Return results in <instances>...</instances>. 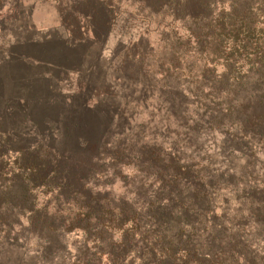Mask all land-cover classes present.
<instances>
[{
	"label": "rangeland",
	"instance_id": "rangeland-1",
	"mask_svg": "<svg viewBox=\"0 0 264 264\" xmlns=\"http://www.w3.org/2000/svg\"><path fill=\"white\" fill-rule=\"evenodd\" d=\"M215 1L218 10L233 2L264 14V0ZM150 4L0 0L1 178L14 186L9 170L22 149L33 158L17 162L31 163L35 184L33 204L11 207L18 215L10 221L19 223L0 225V264H140V238L123 254L120 232H102L97 218L71 220L77 202L89 198L96 215L104 216L102 204L143 214L140 229L155 237L183 232L195 212L211 211L217 241L238 240L247 257L264 264V86L248 79L230 112L201 105L196 71L178 58L179 48H166L154 25L172 9ZM92 21L103 31L87 29ZM72 23L84 29L70 31ZM146 147L165 157L153 162ZM155 162L173 163L171 174L189 173L168 192ZM35 213L48 216L39 223ZM161 215L167 219L158 225Z\"/></svg>",
	"mask_w": 264,
	"mask_h": 264
},
{
	"label": "trees",
	"instance_id": "trees-1",
	"mask_svg": "<svg viewBox=\"0 0 264 264\" xmlns=\"http://www.w3.org/2000/svg\"><path fill=\"white\" fill-rule=\"evenodd\" d=\"M147 1L151 3L150 5L154 9H159L157 5L161 8L166 5L165 7L172 9L173 16L172 14L168 15L172 17L166 21L157 22V24L155 22L154 25L155 28L160 29L162 41L166 42V48L170 52L179 48L178 58L185 59L183 64H187L185 67L188 69L191 68L190 72L196 71L197 76L194 75L191 78H196L198 81L195 93L201 105L202 102L205 103V106L208 104L212 106L211 103L215 106L224 105L225 110L230 112L234 109L228 105L234 101L235 92L243 87L248 79H258L260 82L258 86H264V14L262 17L256 16L254 6L238 8L233 2H230L228 9L223 10L221 4V9L218 10L219 2L215 1L211 4V0ZM79 13L80 11L77 12V18H80L78 17ZM185 16L187 18H184ZM77 20L79 21V19ZM94 23L95 21L89 22L86 28L93 30L95 34H99L98 32L103 31V29L99 31V24ZM147 23L152 24V19H148ZM81 27L83 26H75V23H72L69 29L70 31L72 28L79 30ZM83 29L84 27L80 31ZM147 30L149 31L150 28ZM170 69H166L167 74H170ZM184 72L185 70L182 72L183 75ZM206 108L208 109V107ZM262 117H257L258 120L255 122L259 123ZM6 139L3 137L2 141L5 143ZM143 151L144 153L145 151L148 152L153 162L154 158L159 157L156 155H162L161 158L165 157L163 153L165 150L162 152L160 149L146 147L143 148ZM32 158V155H27L22 149L19 150L14 162L15 166L9 170L10 176L13 177L14 186H4V180L1 177L7 172L4 167L1 166L0 168V225L19 223V221H10L12 214L18 215V212L13 211L11 207H26L24 205H31L34 202L30 190V185H35L34 182L30 181L32 167L29 164L31 163L19 164L17 162V160L29 161ZM168 160H172V158ZM171 164L173 163L169 162L167 165L160 166L158 162H155L151 166L153 169L164 171L159 174H161L164 182L169 183L168 192L180 185L179 178L181 175L184 177L189 173L187 170L181 173L178 169L176 171L180 174L175 175V168H173L171 174L169 173ZM169 174L171 175L168 176ZM178 175L180 176L178 177ZM18 178H22L20 181L22 184L20 183L17 187ZM47 185L43 184V186ZM87 200L85 205V202L83 203L81 200L77 202L81 210L78 214L72 215L74 217L71 220L88 222L97 218L102 225V232L106 231L112 235L120 232L119 242L123 254L128 249V243L134 244V239L140 238L145 244V251L140 258V264H256L251 257H247L246 253L242 252L240 241H234L233 245H222L217 241L215 232L217 224L211 216V211L195 212L191 216L190 222L185 223L188 231L182 232L180 230L171 235L159 233L155 237L151 231L140 229L143 214L127 211L124 208L115 210L111 208L112 206L106 208V205L102 204L101 209L105 213L104 216L96 215V210L92 209L91 204L88 203L91 199ZM2 206L10 208L6 210ZM39 214H36L38 216L36 222L39 221V223L48 216L46 214L40 216ZM52 216L60 217V213L56 211ZM42 217L44 218L40 220ZM155 218L157 221H154L159 225L167 219V215ZM33 221L35 222V220ZM158 225L156 228H159ZM205 254H210L211 258L205 259L203 256ZM123 257L122 255L115 256L113 261L122 263Z\"/></svg>",
	"mask_w": 264,
	"mask_h": 264
}]
</instances>
